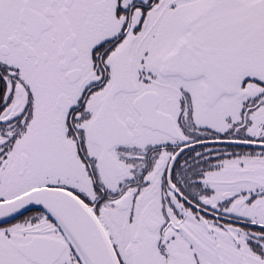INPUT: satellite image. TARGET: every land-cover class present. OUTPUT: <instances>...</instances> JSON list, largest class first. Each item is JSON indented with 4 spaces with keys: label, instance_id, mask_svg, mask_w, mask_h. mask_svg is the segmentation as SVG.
<instances>
[{
    "label": "snow or ice",
    "instance_id": "1",
    "mask_svg": "<svg viewBox=\"0 0 264 264\" xmlns=\"http://www.w3.org/2000/svg\"><path fill=\"white\" fill-rule=\"evenodd\" d=\"M0 264H264V0H0Z\"/></svg>",
    "mask_w": 264,
    "mask_h": 264
}]
</instances>
